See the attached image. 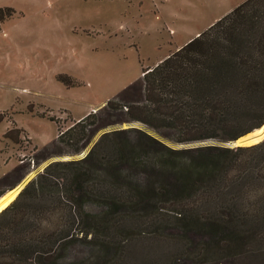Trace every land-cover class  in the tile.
<instances>
[{
	"label": "trees",
	"instance_id": "obj_1",
	"mask_svg": "<svg viewBox=\"0 0 264 264\" xmlns=\"http://www.w3.org/2000/svg\"><path fill=\"white\" fill-rule=\"evenodd\" d=\"M5 12L13 10L0 9L1 23ZM142 74L65 130L49 118L58 136L31 162L81 155L110 126L139 123L154 135L117 129L85 157L50 163L0 213V264H73L77 247L110 252L143 232L205 238L172 264L194 252L262 255L248 245L264 235V140L227 144L264 127V0H246ZM57 80L77 85L67 75ZM22 134L13 123L4 138L20 145ZM22 170L0 179V199L22 182L26 175L2 189Z\"/></svg>",
	"mask_w": 264,
	"mask_h": 264
},
{
	"label": "rangeland",
	"instance_id": "obj_2",
	"mask_svg": "<svg viewBox=\"0 0 264 264\" xmlns=\"http://www.w3.org/2000/svg\"><path fill=\"white\" fill-rule=\"evenodd\" d=\"M245 1L0 0V9L13 10L12 16L5 12V22H0V115H5L0 122V179L17 167L23 169L2 189L16 185L25 175L21 184L28 178L30 182L53 161L81 159L111 128L137 127L154 135L139 123L110 126L99 131L81 155L31 162L58 136V125L50 117L61 119L65 130L98 111L139 80L144 70L154 68ZM58 75L70 76L77 85L65 86ZM13 123L25 132L20 145L4 138ZM120 238L116 235V242ZM261 238L248 245L249 251H261L259 257L237 254L226 259L194 252L180 264H264V235ZM204 239L136 233L110 252L77 247L68 260L73 264H172L185 254L188 244L204 243Z\"/></svg>",
	"mask_w": 264,
	"mask_h": 264
},
{
	"label": "bare ground",
	"instance_id": "obj_3",
	"mask_svg": "<svg viewBox=\"0 0 264 264\" xmlns=\"http://www.w3.org/2000/svg\"><path fill=\"white\" fill-rule=\"evenodd\" d=\"M264 134V127H262L260 130H257L255 132V135ZM245 139L242 138L239 141L235 143V145H252L254 142L251 143H243ZM29 181V178L26 179L19 187L15 188L14 190L9 191L6 195H4L0 199V213L6 209L18 196L22 188L25 186V184Z\"/></svg>",
	"mask_w": 264,
	"mask_h": 264
},
{
	"label": "water",
	"instance_id": "obj_4",
	"mask_svg": "<svg viewBox=\"0 0 264 264\" xmlns=\"http://www.w3.org/2000/svg\"><path fill=\"white\" fill-rule=\"evenodd\" d=\"M117 129H120V128H111V129H109L108 130V132H111V131H114V130H117ZM258 130H260V129H258ZM257 131V130H256ZM256 131H254V132H252V133H249V134H247L246 136H244V137H242V138H244L245 140L243 141V143H251V142H254V144H256V143H259V142H261V141H263L264 140V134H259V135H255V132ZM104 133H106V132H104ZM241 138V139H242ZM239 141V140H238ZM203 145H209V143L208 142H204V143H198V144H194V145H191V146H189V147H198V146H203ZM253 145V144H252ZM227 146H231V147H235V146H248V145H233V144H227ZM89 151H90V149L88 150V151H86L84 154H83V156H82V158L83 157H85L88 153H89ZM56 160V159H55ZM54 162V161H53ZM52 163V162H51ZM29 183V182H28ZM27 183V184H28ZM21 184V183H20ZM20 184L17 186V187H19L20 186ZM27 184H25V186L27 185ZM24 186V187H25ZM16 187V188H17ZM24 187L22 188V190L24 189ZM21 190V191H22ZM21 191H20V193H21ZM19 193V194H20Z\"/></svg>",
	"mask_w": 264,
	"mask_h": 264
},
{
	"label": "crops",
	"instance_id": "obj_5",
	"mask_svg": "<svg viewBox=\"0 0 264 264\" xmlns=\"http://www.w3.org/2000/svg\"><path fill=\"white\" fill-rule=\"evenodd\" d=\"M178 49H180V47H179ZM178 49H177V50H178ZM166 58H167V57H166ZM80 119H81V118H80ZM80 119H78V120H80ZM78 120H76V121H78Z\"/></svg>",
	"mask_w": 264,
	"mask_h": 264
}]
</instances>
